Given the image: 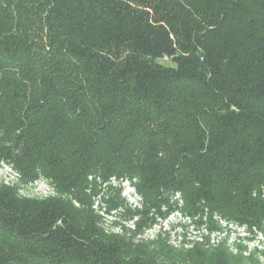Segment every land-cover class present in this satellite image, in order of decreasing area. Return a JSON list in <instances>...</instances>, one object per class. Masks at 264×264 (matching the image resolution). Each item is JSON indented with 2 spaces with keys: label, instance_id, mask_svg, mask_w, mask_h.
I'll return each mask as SVG.
<instances>
[{
  "label": "trees",
  "instance_id": "1",
  "mask_svg": "<svg viewBox=\"0 0 264 264\" xmlns=\"http://www.w3.org/2000/svg\"><path fill=\"white\" fill-rule=\"evenodd\" d=\"M2 163L0 264H245L209 236L264 237V0H0ZM175 214L209 235L142 239Z\"/></svg>",
  "mask_w": 264,
  "mask_h": 264
},
{
  "label": "rangeland",
  "instance_id": "2",
  "mask_svg": "<svg viewBox=\"0 0 264 264\" xmlns=\"http://www.w3.org/2000/svg\"><path fill=\"white\" fill-rule=\"evenodd\" d=\"M1 182L18 183L16 172L4 163L0 164ZM20 188L23 195L30 197H45L51 192L45 179L29 185L22 184ZM125 195L130 202L138 204L139 198L127 186ZM187 225L186 219L180 214H175L145 232L142 239L146 242L163 238L175 249H186L190 243L201 241V235H209L205 230L199 231ZM209 237L212 245L219 246L221 243L231 254L242 257L245 264H264V237L262 236H252L243 229L231 227L229 231L212 234Z\"/></svg>",
  "mask_w": 264,
  "mask_h": 264
},
{
  "label": "built area",
  "instance_id": "3",
  "mask_svg": "<svg viewBox=\"0 0 264 264\" xmlns=\"http://www.w3.org/2000/svg\"><path fill=\"white\" fill-rule=\"evenodd\" d=\"M17 174V173H16ZM17 179H18V174H17ZM48 183V182H47ZM49 185V184H48ZM49 187H50V185H49ZM128 188H130V189H132L131 187H129V185L127 186ZM50 194L52 193V190H51V187H50ZM132 192H133V190H132ZM49 194V195H50ZM231 227H234V226H231ZM239 229H243V228H239ZM244 230V229H243ZM259 236H262V235H259ZM263 237V236H262Z\"/></svg>",
  "mask_w": 264,
  "mask_h": 264
}]
</instances>
